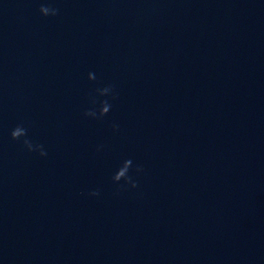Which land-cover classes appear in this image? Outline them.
<instances>
[{
    "label": "water",
    "instance_id": "1",
    "mask_svg": "<svg viewBox=\"0 0 264 264\" xmlns=\"http://www.w3.org/2000/svg\"><path fill=\"white\" fill-rule=\"evenodd\" d=\"M0 264H264V0H0Z\"/></svg>",
    "mask_w": 264,
    "mask_h": 264
},
{
    "label": "clouds",
    "instance_id": "2",
    "mask_svg": "<svg viewBox=\"0 0 264 264\" xmlns=\"http://www.w3.org/2000/svg\"><path fill=\"white\" fill-rule=\"evenodd\" d=\"M40 15L44 18L53 17L59 15V9L52 4H41L38 9ZM89 83L96 82V75L93 72H89L87 77ZM117 94L113 85H108L102 88L95 89L94 95L89 97V103L91 107L87 109L83 115L86 119L101 121L110 112L113 102L117 99ZM119 131V125H113V132ZM11 139L15 142L22 143L23 148L29 154H38L41 158L47 157V151L44 146L39 143L33 142L28 136V128L23 124H18L12 129L10 133ZM103 150V146L97 147V152ZM144 172V169L140 165L133 167V161L131 159L124 160L122 164L117 168L116 172L112 176V183L117 185V194L121 191H127L130 189H136L138 184L135 177L140 176ZM134 173V175H133ZM100 191L93 190L88 193L90 197L96 198L100 196Z\"/></svg>",
    "mask_w": 264,
    "mask_h": 264
}]
</instances>
